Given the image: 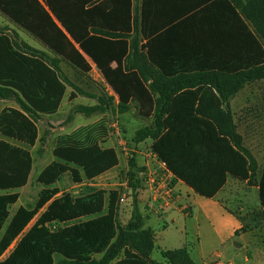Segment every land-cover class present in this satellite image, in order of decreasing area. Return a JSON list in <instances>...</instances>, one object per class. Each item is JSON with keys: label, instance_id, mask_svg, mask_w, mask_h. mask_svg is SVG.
<instances>
[{"label": "trees", "instance_id": "obj_1", "mask_svg": "<svg viewBox=\"0 0 264 264\" xmlns=\"http://www.w3.org/2000/svg\"><path fill=\"white\" fill-rule=\"evenodd\" d=\"M0 12L41 42L54 56L0 31V100L18 108L0 113V135L34 147L37 122L55 115L67 87L98 101L74 111L90 118L105 114L114 98L96 97L68 81L64 61L81 73L97 67L118 98L117 113L136 104L151 123L133 143L152 141L151 150L196 194L213 199L229 176L253 186L264 220V167L244 146L231 100L246 86L264 81V0H0ZM58 160L39 175L45 187L69 175L75 184L93 181L119 165L114 149L99 141L68 137L53 151ZM33 170L31 153L0 139V234L11 206ZM144 168L129 164L133 210L119 221V191H111L105 215L52 229L104 212L105 192L85 198L42 191L34 209L19 207L0 239V264H195L187 248L161 251L153 259L155 234L145 228L137 190ZM37 218V219H36ZM35 223L29 228L30 224ZM29 228V229H28Z\"/></svg>", "mask_w": 264, "mask_h": 264}, {"label": "rangeland", "instance_id": "obj_2", "mask_svg": "<svg viewBox=\"0 0 264 264\" xmlns=\"http://www.w3.org/2000/svg\"><path fill=\"white\" fill-rule=\"evenodd\" d=\"M12 23L13 22L0 12L1 32L15 38L18 43H25L34 49H36L35 47L39 48V46L43 45L17 25V27L12 26ZM11 27H16V30L21 32V37L16 30L9 33ZM46 54L52 58L54 57L50 52ZM60 66L64 77L72 84L96 97H103L105 99L113 97L114 102L110 105L105 114L87 118L83 114L76 113L74 109L80 105L94 106L98 104V101L83 96H78V99L76 98L73 101L68 99L63 103L55 115H42L40 117L37 122L39 141L34 147L13 142L14 145L23 147L31 153L33 170L28 185L25 188L15 191L20 194V198L18 202L10 208L11 216L9 221L19 207L22 206L28 209H34L37 206L43 190L57 187L60 191L57 197L70 195L75 199L85 198L91 195L93 191L105 192L106 204L105 211L100 215L83 217L66 224H55L52 226L53 230L77 225L105 215L107 213L108 197L111 191H119L120 194L126 193L128 202L119 206V221L122 225H125L129 220L133 207L132 189L129 185L130 181L128 177L129 164L131 159L135 158L137 164L142 166V156L138 155L139 149L135 143H133V138L136 131L148 126L151 120L144 119L139 115L136 104L132 105V109L129 113L119 115L116 109L118 98L107 85L96 67L89 74L85 75L64 61L61 62ZM67 88L68 93L73 92L72 88ZM7 108H18V106L13 100H0V112ZM231 110L237 124L238 133L243 137L244 146L247 147L258 160L261 171L264 167V81L255 82L246 86L239 95L231 100ZM114 123L118 124L123 131V136L120 139L114 135L112 128ZM74 136L83 143L99 141L101 147L114 149L118 154L119 165L112 171L93 181H87L84 178L81 184H75L69 175L63 177L58 184L52 187H45L39 184L38 177L40 173L48 165L58 161L53 155L54 149L66 138ZM149 145L150 142L142 145L140 149L145 151ZM153 165L154 166L151 168L152 171L163 170L160 163H154ZM151 170L144 168L143 172L139 174L141 186L137 190L138 195L147 187L146 182ZM258 178L259 175L253 186L243 181L237 184L231 181L225 190L224 195L229 197V194L233 203L231 206L232 212L238 216L241 215L240 220L243 227L239 233L245 235L249 248L246 247L243 240L235 238L233 241L229 242L226 248L222 249L224 252L222 262L224 264L229 262L232 264H264V220L261 215L257 187ZM9 221L0 234V239L7 229ZM35 221L36 220L30 224L29 228ZM185 224L198 225L196 216L193 220L181 217L179 225ZM16 243L12 245L1 260L8 257ZM236 244L241 245V247H237ZM213 254L214 250L208 256L209 260H213ZM153 259L163 262L159 252L154 254Z\"/></svg>", "mask_w": 264, "mask_h": 264}, {"label": "crops", "instance_id": "obj_3", "mask_svg": "<svg viewBox=\"0 0 264 264\" xmlns=\"http://www.w3.org/2000/svg\"><path fill=\"white\" fill-rule=\"evenodd\" d=\"M12 26L16 25L12 23ZM16 27H11L9 33L16 30ZM16 32H18L21 37V32L17 30ZM35 48L46 53L49 52L44 45ZM95 67L96 66L92 64V71ZM70 94L71 92L68 93L67 89L61 106L69 99ZM0 139L12 144L15 142L3 136H0ZM149 142L150 145L145 151L140 149L142 145ZM135 145L139 149L138 155L142 156V166L138 165L139 167L151 170L154 163H160V165H162L156 157L151 156V140ZM231 181H233L234 184L241 182L229 176L226 186L213 199L202 197L196 194L183 182L177 181L174 184L175 200L169 208H163L160 203L156 202L152 191L148 186L145 187L140 195H138V200L140 210L145 218V228L151 229L155 234L156 249L154 254L156 252L160 253L161 251H173L187 248L195 264H224L222 262L224 257L222 249L226 248L229 242L238 238L243 240L246 247H248L245 235L239 233L243 227L240 220L241 215L238 216L232 212L231 206L233 203L230 199L231 197L229 194V197L224 195ZM131 214L132 211L129 220ZM195 216L198 225H179L181 217L193 220ZM236 246L241 247V245L238 244H236ZM213 250L214 258L213 260H209L208 256ZM227 264L232 263L229 262Z\"/></svg>", "mask_w": 264, "mask_h": 264}, {"label": "built area", "instance_id": "obj_4", "mask_svg": "<svg viewBox=\"0 0 264 264\" xmlns=\"http://www.w3.org/2000/svg\"><path fill=\"white\" fill-rule=\"evenodd\" d=\"M114 135L119 139L123 136V131L118 124L114 123L112 125ZM126 150V149H125ZM151 156L157 158L156 155L152 153ZM158 159V158H157ZM163 170H155L149 173L146 186L152 191L155 201L160 203L163 208H169L175 200V185L173 183L174 176L169 172L166 166L162 163ZM128 198L125 194H120L119 196V206L126 204Z\"/></svg>", "mask_w": 264, "mask_h": 264}]
</instances>
